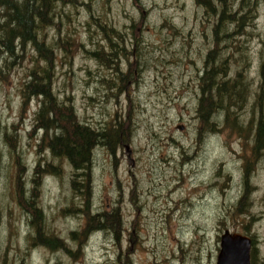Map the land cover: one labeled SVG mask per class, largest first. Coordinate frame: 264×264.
<instances>
[{"label":"rangeland","instance_id":"obj_1","mask_svg":"<svg viewBox=\"0 0 264 264\" xmlns=\"http://www.w3.org/2000/svg\"><path fill=\"white\" fill-rule=\"evenodd\" d=\"M83 1L91 10L85 5L63 8L68 18L62 16L59 34L70 35L72 42L66 46L70 48L66 56L56 50L53 88L59 98H73L78 117L96 129L113 119L122 123L129 116L131 120L132 138L123 131L124 142L115 153L108 147H98L91 172V207L94 211L120 208L121 240L115 241L118 232L114 230L88 232L82 248L78 247L79 237L71 238V232H83L87 219L76 212L62 211L82 204L70 186L71 166L47 150L39 151L46 146L39 147L43 132L33 131L37 101L30 99L23 106L22 85L34 62L29 49L0 80V254L4 253L6 264H215L220 234L225 229L242 232V220L248 222L237 209L227 219L223 213L244 193L242 156L249 154V146L245 148V141L228 130L196 139V77L208 46L201 37V8L195 0ZM262 14L263 9L244 49L252 62L247 70L254 80L250 85L251 102L260 76ZM91 16L128 36L132 28L138 29L135 38L131 34V39L123 40L130 55L119 61V70L131 72L134 68L140 80L137 83L127 78L123 92H118L112 70L84 52L96 44L108 49ZM46 31L57 37L55 28ZM103 76L106 85L99 80ZM111 83L117 86L108 89ZM5 127L9 133L16 131V141L13 136L5 138ZM16 153L23 167L24 189L30 187L26 180L37 162L41 164L38 199L45 225L64 238L74 255L62 248L51 251L41 245L33 247L26 240L30 230L27 216L15 197ZM49 160L59 167L58 175L46 166ZM254 162L248 172L249 183L255 186L251 196L254 205H243V210L249 209L256 217L250 228L258 240L256 256L264 263V153ZM129 248L131 262L124 258L117 262L119 251L123 254Z\"/></svg>","mask_w":264,"mask_h":264},{"label":"trees","instance_id":"obj_2","mask_svg":"<svg viewBox=\"0 0 264 264\" xmlns=\"http://www.w3.org/2000/svg\"><path fill=\"white\" fill-rule=\"evenodd\" d=\"M195 3L201 8L203 16L201 37L206 39L208 44L203 55L202 67L198 68L196 77L199 89L196 104V139L198 141L207 135L228 130L230 134H236L245 141V148L249 146V154L244 153L242 156L244 193L230 204L233 209L229 206L224 211L223 218L227 219L232 213L236 214L235 209L244 213L248 222L244 224L242 220V232L245 234L249 232L253 247L256 244V234L251 231L250 223H253L256 217L249 213V209L243 208L252 203L251 196L255 189V186L249 183L248 172L253 169L254 161L259 160L264 153V33L260 39L258 67L260 76L253 102L250 85L254 80L251 78V70L247 71L252 62L244 49L257 27L261 9L264 17V0H195ZM68 5L74 8L85 5L88 10L90 9V5L83 0H0V80L12 71L15 63L23 59L29 49L32 51L31 59L34 62L28 69L22 85L25 98L23 106L30 99L37 101L33 111V131L37 129L43 132L42 144H39V147L46 146L39 151L47 150L52 157L66 159L71 166L70 186L73 195L79 196L82 204L80 208L68 207L62 211L65 213L72 211L86 217L87 224L83 232L70 233L72 240L79 237L78 247L82 248V239L87 237L88 232L108 233L114 230L115 233L118 232L115 241L121 240L119 234L123 225V213L120 212V208L111 206L110 210L101 208L94 211L91 207V172L95 150L98 147H108L111 153H115L124 142V138L121 137L123 131H126L128 139L132 138V132H129L132 131V124L128 116L122 123L113 119L104 128L96 129L78 117L73 98L67 95L59 98L54 91L52 75L56 50H61L66 56L70 53L68 43L72 42L70 35L59 34L62 16L68 18L63 8ZM91 20L101 30L104 41L108 43V49L104 50L96 44L94 49H85L84 52L97 64L112 70L114 74L112 79L117 81L118 86L111 83L108 89L117 86L118 92H123L127 78L137 83L140 78L135 75L137 71L134 68L131 72L119 70V61L130 55L123 40L127 42L131 39V34H134L135 38L138 29L136 31L132 28L128 36L113 28L111 24L102 22L98 17L91 16ZM49 27L57 30L56 38L47 33L46 29ZM132 71L133 75L130 74ZM99 80L105 85L108 82L105 76ZM243 109L247 112L246 115H243ZM12 128L15 130L14 125ZM9 132L5 127V138L13 136L16 141V131ZM12 146L14 149V145ZM14 158L18 168L14 183L16 203L26 213V223L30 229L25 235L26 240L31 242L33 247L41 245L51 251H59L62 248L74 255V252L67 248L64 238L53 233L45 225L46 217L38 199L39 173L43 169L41 164L37 162L32 175L26 180L30 187L24 189L20 155L16 153ZM46 166H49L53 174H59V167L54 166L50 160ZM130 250L131 248L123 254L119 251L117 262L120 263L124 258L130 263ZM253 253L251 257L256 256L255 250ZM0 264H6L4 253L3 256L0 254Z\"/></svg>","mask_w":264,"mask_h":264},{"label":"water","instance_id":"obj_3","mask_svg":"<svg viewBox=\"0 0 264 264\" xmlns=\"http://www.w3.org/2000/svg\"><path fill=\"white\" fill-rule=\"evenodd\" d=\"M250 249L251 238L248 235L225 229L219 237L215 264H250Z\"/></svg>","mask_w":264,"mask_h":264},{"label":"flooded vegetation","instance_id":"obj_4","mask_svg":"<svg viewBox=\"0 0 264 264\" xmlns=\"http://www.w3.org/2000/svg\"><path fill=\"white\" fill-rule=\"evenodd\" d=\"M139 80H140V78H139ZM247 234H249V232H247ZM252 250H253V252L255 250V252L257 253L258 252V246L257 245H253V247H251L250 255H251V253H253ZM250 264H264V263L261 261V257H257V256L256 257L255 256L251 257L250 256Z\"/></svg>","mask_w":264,"mask_h":264}]
</instances>
